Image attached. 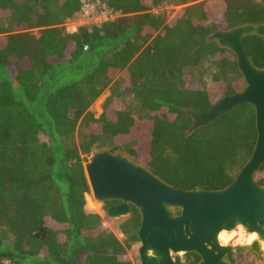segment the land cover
<instances>
[{"label":"trees","instance_id":"1","mask_svg":"<svg viewBox=\"0 0 264 264\" xmlns=\"http://www.w3.org/2000/svg\"><path fill=\"white\" fill-rule=\"evenodd\" d=\"M170 1L101 0L117 17L70 32L63 24L79 16L82 0H0V34L20 31L0 36V264H133L127 253L140 244L141 214L131 206L117 227L120 238L104 229L86 211L81 154L122 152L180 190L223 189L252 156V105L189 135L186 110L208 112L242 91L236 57L207 38L263 23L264 0L206 2L165 23L152 10ZM33 28L43 29L26 32ZM243 46L263 68L264 39L248 36ZM205 65L209 86L196 74ZM119 75L95 118L90 106ZM87 203L94 208L91 197ZM251 256L237 247L226 261L248 264ZM173 259L198 264L201 257Z\"/></svg>","mask_w":264,"mask_h":264},{"label":"water","instance_id":"2","mask_svg":"<svg viewBox=\"0 0 264 264\" xmlns=\"http://www.w3.org/2000/svg\"><path fill=\"white\" fill-rule=\"evenodd\" d=\"M253 35L264 39V22L218 30L208 36V42H215L236 57L245 86L221 98L208 112L186 110L192 118L186 133L189 135L240 104L255 108L257 140L252 156L232 184L220 190H180L122 152L98 151L84 164L94 199L101 204L122 202L105 211L109 218L129 217L131 206L140 212L141 264H174L173 255L186 252L199 254L198 264H228L226 256L234 246L221 244L220 235L240 227L258 237L240 248L261 255L264 185L255 176L264 164V67H257L243 46L244 38Z\"/></svg>","mask_w":264,"mask_h":264},{"label":"rangeland","instance_id":"3","mask_svg":"<svg viewBox=\"0 0 264 264\" xmlns=\"http://www.w3.org/2000/svg\"><path fill=\"white\" fill-rule=\"evenodd\" d=\"M213 1H215V0H189L186 2H179L177 0H173L170 2L164 3L163 5H161L158 8L153 9L152 12L155 14L162 15L165 19V23H167V22L173 20L174 18L178 17L179 15H181L184 12V10H186L188 8H192V7L204 4L206 2L210 3ZM218 4L220 5V3H218ZM218 4L216 5V7L215 6L214 7H215V11L219 13L220 7L218 6ZM95 16H93L90 20H86L84 22H80L78 19L69 20V21H66L63 24V26L68 31L73 32L75 28L76 29L78 28L77 25H81V26L97 25V24H100L104 21H108L112 18V16H102V17L101 16L95 17ZM114 17H117V16L114 15ZM42 29L43 28H33V29H28L26 32L32 33L36 36H39ZM17 32H20V31L14 30L12 32L1 33L0 36L9 35L11 33H17ZM196 74L202 76L203 83H205L208 86L211 85V76L209 73L208 65H205L199 71V73H196ZM119 81H120V75L117 76L111 82V84L106 88V90L103 92V94L90 106L88 111L91 112L95 116V118H98L102 114L103 104H104L107 96L110 94L111 89L118 85ZM238 86H239L238 88L242 87L241 84H239ZM129 107H130V109H132L134 111L139 110L138 103L134 102V101L129 103ZM74 140H75V143L78 145L79 141H80V137H79L78 132H76ZM98 151H107V149L106 148H103L101 150L98 149L96 151H93L89 155L81 154V158L83 160V165L90 160L92 154H94L95 152H98ZM255 179H256V181L260 180V179L264 180V174L258 173L255 176ZM89 197L92 198V205L94 207L93 209H90L88 207L87 199ZM101 205H102L101 203H99L98 201H96L94 199L93 193L90 189L89 193L86 195V211L89 213L99 215L103 219V228L114 233L118 238H120L121 235L119 234L117 227L120 223H122L125 219H127V217H122V218L116 219V220H113L109 217L107 218L106 214H105V210H103L101 208ZM223 239H224L223 240L224 245H232V246H234V249H236L237 247H240V246L251 245L254 241L258 240V237L256 236L255 239L252 240V238L250 237V234L247 233V231L244 228L240 227V228L236 229L235 231L224 235ZM251 241H253V242H251ZM225 242L228 244H225ZM139 248H140V244L135 245L127 253V257L133 262V264H141L140 259H139ZM183 254L184 253L174 254L173 257L175 255L183 256ZM260 261H261V258H258L255 254L252 253L251 260L248 264H259Z\"/></svg>","mask_w":264,"mask_h":264},{"label":"built area","instance_id":"4","mask_svg":"<svg viewBox=\"0 0 264 264\" xmlns=\"http://www.w3.org/2000/svg\"><path fill=\"white\" fill-rule=\"evenodd\" d=\"M96 15V16H95ZM93 16H112L111 19H114V14L109 12L106 7L101 3V0H82V7L79 16L76 18L80 22H84L86 20H90ZM114 17V18H113ZM75 20V19H74ZM80 27L81 25H77ZM76 31V28L74 29ZM221 244L224 245L223 240L220 238ZM253 242V241H251ZM225 244H228L225 242ZM261 255L257 256L261 258L259 264H264V243H261Z\"/></svg>","mask_w":264,"mask_h":264},{"label":"flooded vegetation","instance_id":"5","mask_svg":"<svg viewBox=\"0 0 264 264\" xmlns=\"http://www.w3.org/2000/svg\"><path fill=\"white\" fill-rule=\"evenodd\" d=\"M111 202H114V203H112L111 205H109L108 202L103 203L101 205V208L106 211L109 208H115V207L122 205V202L120 201H111Z\"/></svg>","mask_w":264,"mask_h":264},{"label":"bare ground","instance_id":"6","mask_svg":"<svg viewBox=\"0 0 264 264\" xmlns=\"http://www.w3.org/2000/svg\"><path fill=\"white\" fill-rule=\"evenodd\" d=\"M226 234H228V232H222V234L220 235L221 240H224L223 236ZM256 236H257L256 234H250V237L252 238V240L255 239Z\"/></svg>","mask_w":264,"mask_h":264}]
</instances>
